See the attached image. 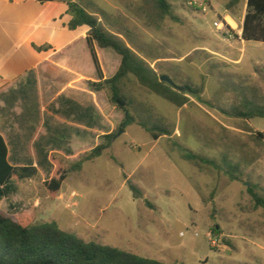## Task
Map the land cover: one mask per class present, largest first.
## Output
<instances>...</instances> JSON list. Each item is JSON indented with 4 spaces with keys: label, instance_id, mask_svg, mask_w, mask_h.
<instances>
[{
    "label": "rangeland",
    "instance_id": "obj_1",
    "mask_svg": "<svg viewBox=\"0 0 264 264\" xmlns=\"http://www.w3.org/2000/svg\"><path fill=\"white\" fill-rule=\"evenodd\" d=\"M78 1L158 75L170 76L179 86L201 89L202 101L189 96L190 103L178 108L130 75L124 90L133 102L136 122L119 135L124 117L102 93L106 123L97 111L92 121L114 138L99 158L71 172L55 195L45 184L54 171L53 167L47 176L49 149L61 147L58 138L67 135L53 139L49 146L25 148L18 135L0 128L11 148V160L39 169L32 179L11 181V195L0 199V211L24 224L54 221L85 242L164 264H264V210L249 191L264 199V118L245 120L222 111L251 104L264 108V43L237 36L247 0L232 9H227L230 0H200L193 6L186 0H170L175 20L161 18L143 0ZM220 20L234 28L231 37L214 26ZM99 58L110 78L120 56L100 49ZM85 67L95 70L91 58L85 59ZM15 101L22 108L24 99ZM148 115L171 135L153 140L138 125ZM23 121L29 127L39 123L37 117ZM106 135L97 146L107 143ZM85 146L86 136L81 143ZM180 147L216 161L221 169L195 166L183 159ZM92 151L50 155L69 170ZM227 165L236 167V180L225 173ZM128 181L140 189L141 199L134 198Z\"/></svg>",
    "mask_w": 264,
    "mask_h": 264
},
{
    "label": "trees",
    "instance_id": "obj_2",
    "mask_svg": "<svg viewBox=\"0 0 264 264\" xmlns=\"http://www.w3.org/2000/svg\"><path fill=\"white\" fill-rule=\"evenodd\" d=\"M41 2L58 0H39ZM68 5V12L72 16L69 28L76 30L86 26L89 31L86 41L90 50L91 59L95 67L98 81L91 83L95 91H104L109 98V103L123 115L121 129H126L136 122L132 114L133 102L125 94V80L133 75L138 83L150 89L166 101L178 108L190 103V97L201 100V89H191L190 92H179L165 82H161L159 75L150 68L128 43L109 30L104 20L90 12L80 2L62 0ZM161 16V18L176 19L170 0H143ZM241 0H230L227 9L237 6ZM100 16L105 17L103 11ZM242 39L246 42L264 43V0H247V12L242 27ZM111 49L120 56V66L116 74L106 78L97 49ZM230 117L251 120L264 118V108L257 105H247L244 109L233 111L222 110ZM149 112V111H148ZM147 113V111H146ZM138 125L148 132L152 139L157 141L162 136H170L171 131L154 122L152 116L147 119L140 118ZM262 136V134H259ZM114 138L113 134L106 135L107 143L97 146L87 158L74 164L69 170L65 169L62 162L50 155L49 161L54 171L46 187L55 195L62 187L71 172H79L86 161L99 158L109 148V143ZM183 159L193 163L199 168L221 169L216 161L196 154L188 149L179 148ZM236 167L227 165L225 173L231 180H236ZM39 174L35 166H14L9 161V148L3 135L0 134V199L11 195V181L32 179ZM129 182V181H128ZM130 189L135 199H141L140 189L129 182ZM251 196L256 204L264 210V199L258 197L251 189ZM148 204V202H146ZM150 205V204H149ZM0 264H164L158 260L145 258L136 254L123 251L108 245L96 242H85L74 234L60 228L57 222L21 223L0 211Z\"/></svg>",
    "mask_w": 264,
    "mask_h": 264
},
{
    "label": "crops",
    "instance_id": "obj_3",
    "mask_svg": "<svg viewBox=\"0 0 264 264\" xmlns=\"http://www.w3.org/2000/svg\"><path fill=\"white\" fill-rule=\"evenodd\" d=\"M68 9L62 0H0V128L18 135L19 144L25 148L49 146L53 139L66 134V139L58 138L61 147H51L50 154L94 150L106 135V127L102 129L92 121L97 111L106 123L107 112L101 100L106 93L91 88V83L98 81L96 70L85 67V59L91 58L86 41L89 28L71 30ZM96 49L99 55L100 48ZM119 66L117 61L110 70L111 77ZM17 97L24 99L22 108L16 105ZM16 117L19 123L12 122ZM34 117L39 120L37 127L23 121ZM0 134L8 145L10 163L21 166L19 159L11 160L7 138L2 131ZM92 135L95 138L90 145ZM85 136L88 146L81 147ZM50 165L47 176L53 170Z\"/></svg>",
    "mask_w": 264,
    "mask_h": 264
},
{
    "label": "built area",
    "instance_id": "obj_4",
    "mask_svg": "<svg viewBox=\"0 0 264 264\" xmlns=\"http://www.w3.org/2000/svg\"><path fill=\"white\" fill-rule=\"evenodd\" d=\"M187 1V4L190 5V6H193V5H196L200 0H186ZM203 1H206V0H203ZM214 26L219 30V31H222L226 36H229L231 37L233 35V31L232 29V26L231 24H229V22H224L222 20H220L219 22H215L214 23ZM242 33H243V30L241 29L240 32H238L237 36H239L241 39H242Z\"/></svg>",
    "mask_w": 264,
    "mask_h": 264
},
{
    "label": "water",
    "instance_id": "obj_5",
    "mask_svg": "<svg viewBox=\"0 0 264 264\" xmlns=\"http://www.w3.org/2000/svg\"><path fill=\"white\" fill-rule=\"evenodd\" d=\"M159 79L161 82H165V83L169 84L170 86H172L175 90H177L179 92L185 93V92L191 91L190 87H188V86H179L178 84H176L174 82V80L168 75H159ZM123 132H124V130L121 129L119 135Z\"/></svg>",
    "mask_w": 264,
    "mask_h": 264
},
{
    "label": "bare ground",
    "instance_id": "obj_6",
    "mask_svg": "<svg viewBox=\"0 0 264 264\" xmlns=\"http://www.w3.org/2000/svg\"><path fill=\"white\" fill-rule=\"evenodd\" d=\"M229 22H230L231 24H235V23L233 22V20H231V19H229Z\"/></svg>",
    "mask_w": 264,
    "mask_h": 264
}]
</instances>
